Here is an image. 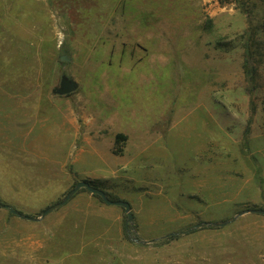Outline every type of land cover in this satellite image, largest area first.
<instances>
[{"label":"rangeland","instance_id":"rangeland-1","mask_svg":"<svg viewBox=\"0 0 264 264\" xmlns=\"http://www.w3.org/2000/svg\"><path fill=\"white\" fill-rule=\"evenodd\" d=\"M0 92L49 167L0 182V264H264V0H0ZM84 180L133 223L86 189L36 223Z\"/></svg>","mask_w":264,"mask_h":264},{"label":"crops","instance_id":"crops-1","mask_svg":"<svg viewBox=\"0 0 264 264\" xmlns=\"http://www.w3.org/2000/svg\"><path fill=\"white\" fill-rule=\"evenodd\" d=\"M23 102V100L17 101L0 92V182L3 180L4 185L9 189L10 187L14 189L12 191H17L18 187L28 186L30 188L31 181L43 172L47 174L49 169L46 164L31 161L32 155L37 157L42 154L43 144L44 142L47 143V138L43 140V136L40 135L41 131L39 134H35L36 137H33L30 124L24 120L26 103ZM84 181L92 182L90 180ZM0 200L18 213L23 211V208H20L15 202H7L5 198H0ZM20 205L25 206V203L20 202ZM29 213H34V211L30 210ZM24 214L36 216L35 214ZM2 216H6L5 209H0V217ZM25 217L27 216L16 217L19 226L29 223L22 219H26ZM45 218H39L36 223L43 224Z\"/></svg>","mask_w":264,"mask_h":264},{"label":"water","instance_id":"water-1","mask_svg":"<svg viewBox=\"0 0 264 264\" xmlns=\"http://www.w3.org/2000/svg\"><path fill=\"white\" fill-rule=\"evenodd\" d=\"M62 60L66 61L67 59H66V57H62ZM78 89H79V83L75 79H73L72 77H69L68 75L64 74L61 77L59 86H56L53 88L52 94L54 96H67V95L75 93ZM81 189H86L90 193L100 196L104 200V202L108 205H115V206L123 207L125 209V212L128 215L127 225L133 223L134 217H133V213H132L131 204L129 202L121 201V200H118V201L110 200L103 190H100V189L94 187L88 181L79 182L76 185V187L74 189H72L61 202H59V203L49 207L48 209H46L42 214V218L47 216L49 213H51L55 209L60 208L61 206L65 205ZM11 212L13 214H16L17 216L21 217V215L17 211L12 209ZM259 213L264 214L263 211H259ZM242 215H243V213L239 214L237 217H235L234 220H236L238 217H240ZM25 218L29 219V220L31 219L30 217H25ZM224 225L225 224H222L221 226H224ZM196 228H198V226H196Z\"/></svg>","mask_w":264,"mask_h":264},{"label":"trees","instance_id":"trees-1","mask_svg":"<svg viewBox=\"0 0 264 264\" xmlns=\"http://www.w3.org/2000/svg\"><path fill=\"white\" fill-rule=\"evenodd\" d=\"M245 67H246V74H247V78L249 79V81L251 80V73H252V71H251V57H250V52H249V50H246V55H245ZM127 140V137L124 135V134H117V136H116V142L117 143H122V142H125ZM122 152V149L121 148H117L115 151H114V154L115 155H119L120 153ZM91 183V185H93V183L92 182H90ZM94 186V185H93ZM94 187H96V186H94ZM84 190V189H83ZM105 192V191H104ZM106 193V195L108 196V198L110 199V200H112V201H118L119 199L118 198H116V197H113V196H111L110 194H108L107 192H105ZM95 196H97L98 198H100L102 201H103V199L100 197V196H98V195H95ZM104 202V201H103ZM5 205H4V203L0 200V207H4ZM20 215H21V213H19ZM176 238H179V234H173V235H171L170 237H168V239L169 240H171V239H176Z\"/></svg>","mask_w":264,"mask_h":264}]
</instances>
